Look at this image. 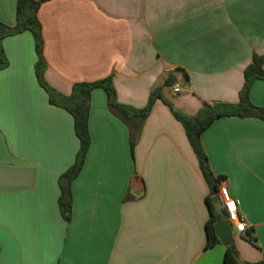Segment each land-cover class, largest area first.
Here are the masks:
<instances>
[{"label":"crops","instance_id":"crops-1","mask_svg":"<svg viewBox=\"0 0 264 264\" xmlns=\"http://www.w3.org/2000/svg\"><path fill=\"white\" fill-rule=\"evenodd\" d=\"M17 0H0V22L16 24ZM46 83L70 95L77 83L112 76L120 104L142 109L174 76L163 99L188 116L204 104H236L244 71L264 57V0H49L38 10ZM0 71V264H224L207 248L210 189L183 125L156 100L133 150L130 131L91 94V144L72 183L69 222L59 179L80 149L73 116L52 105L36 76L30 32L2 42ZM187 81H183V76ZM250 100L264 108V81ZM215 176L216 214L236 200L246 231L233 230L242 263L264 259V119L217 117L202 133ZM253 239L254 243L249 240Z\"/></svg>","mask_w":264,"mask_h":264},{"label":"trees","instance_id":"trees-1","mask_svg":"<svg viewBox=\"0 0 264 264\" xmlns=\"http://www.w3.org/2000/svg\"><path fill=\"white\" fill-rule=\"evenodd\" d=\"M49 0H17L16 6V24L7 26L0 22V71L7 67L8 61L5 57L2 42L7 36H14L24 32H30L35 41V49L38 57L36 64V76L40 86L46 90L49 95V101L66 109L74 119L75 133L80 141V149L75 163L61 175L59 185L61 194L59 197V208L65 221L69 222L72 213V183L81 173L86 155L88 153L91 138L89 134V114L91 94L95 89H103L108 98L109 111L127 125L130 131V146L134 149L138 137L141 133L143 123L147 119L156 100L162 99L170 108L173 116L179 121L186 132L188 141L197 158L198 166L205 179L211 195L207 197V205L210 217L206 223L207 248L220 243L215 233V224L226 219L225 211L216 214L211 196L218 192L221 181L224 176H215L211 170L208 156L202 144L203 131L217 118L221 116H240L254 117L264 119V108L256 107L250 100L251 85L255 80L264 81V57L255 55L253 62L244 71V85L239 94V101L236 104L215 103L213 105L204 104L202 110L196 116H188L175 109L173 104L163 99V89L172 87L177 79L169 76L163 86L155 88L150 96L147 106L142 109H136L123 104L117 100V93L113 86L112 76L96 82L77 83L73 86L70 95L66 96L52 89L45 81L44 74L47 63L44 57V39L42 25L38 18L40 6ZM187 76H183V81H187ZM251 243L254 240L250 238ZM236 251L235 245L226 248L224 255V264H264V259L258 263H242L233 256Z\"/></svg>","mask_w":264,"mask_h":264},{"label":"built area","instance_id":"built-area-1","mask_svg":"<svg viewBox=\"0 0 264 264\" xmlns=\"http://www.w3.org/2000/svg\"><path fill=\"white\" fill-rule=\"evenodd\" d=\"M172 90L175 94H179L182 91V86L179 82H176L172 86ZM223 209L226 214V219L229 220L233 225V230L235 229L238 233H243L246 231V224L242 219L238 203L236 200L229 198L224 201Z\"/></svg>","mask_w":264,"mask_h":264},{"label":"water","instance_id":"water-1","mask_svg":"<svg viewBox=\"0 0 264 264\" xmlns=\"http://www.w3.org/2000/svg\"><path fill=\"white\" fill-rule=\"evenodd\" d=\"M214 228H215L216 236L220 240V243L226 248L231 247L233 244L232 223L227 219L220 220L215 224ZM233 256L237 260H240V254L237 250L233 252Z\"/></svg>","mask_w":264,"mask_h":264},{"label":"rangeland","instance_id":"rangeland-1","mask_svg":"<svg viewBox=\"0 0 264 264\" xmlns=\"http://www.w3.org/2000/svg\"><path fill=\"white\" fill-rule=\"evenodd\" d=\"M165 91H166V93L171 97L172 95H175V96H177V94H175L174 92H173V90H172V87H166L165 88ZM170 102V101H169ZM172 103V102H171ZM235 245V244H234ZM238 252H240L238 249H236Z\"/></svg>","mask_w":264,"mask_h":264}]
</instances>
